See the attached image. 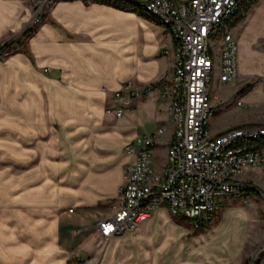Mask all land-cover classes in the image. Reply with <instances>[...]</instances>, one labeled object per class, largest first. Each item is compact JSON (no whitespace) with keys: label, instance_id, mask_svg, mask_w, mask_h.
<instances>
[{"label":"crops","instance_id":"0c3cea01","mask_svg":"<svg viewBox=\"0 0 264 264\" xmlns=\"http://www.w3.org/2000/svg\"><path fill=\"white\" fill-rule=\"evenodd\" d=\"M49 3L25 45L0 58V264H245L256 250L264 253V180H245L253 169L264 177L259 166L239 177L250 185L249 202L219 199L201 227L177 221L161 203L134 229L98 235L95 223L111 213L132 158L125 143L162 124L160 141L170 135L157 83L170 73L172 38L133 5ZM32 6L0 0V40L28 24ZM225 28L237 45V78L220 81L216 67L211 74L212 133L264 122V86L249 81L264 76V0ZM126 81L152 88L121 115L105 112Z\"/></svg>","mask_w":264,"mask_h":264},{"label":"built area","instance_id":"2783aa9c","mask_svg":"<svg viewBox=\"0 0 264 264\" xmlns=\"http://www.w3.org/2000/svg\"><path fill=\"white\" fill-rule=\"evenodd\" d=\"M50 1L32 0L28 24L0 40V56L17 49L21 45L18 39H27L47 11L43 4ZM122 1L138 7L172 38L171 70L157 83L159 96L167 102L171 130L159 170L151 165V153L165 125L125 143L124 150L132 158L122 166L111 213L99 218L95 228L104 238L130 231L161 203L171 214L191 219L197 227L213 216L221 198L248 203L250 185L239 173L248 166L264 168V124L233 125L215 133L207 126L212 110L208 92L212 69L217 68L220 81L237 78V45L225 24L242 0ZM210 43L216 47L212 56ZM249 81L264 86V76H252ZM151 88V84L137 88L126 81L114 91L112 104L104 110L119 116L132 97ZM235 103L245 105L240 99Z\"/></svg>","mask_w":264,"mask_h":264},{"label":"rangeland","instance_id":"374dc122","mask_svg":"<svg viewBox=\"0 0 264 264\" xmlns=\"http://www.w3.org/2000/svg\"><path fill=\"white\" fill-rule=\"evenodd\" d=\"M28 1H30L31 3H32V0H28ZM49 3V2H48ZM34 3H32V5H33ZM50 4V3H49ZM44 5H46V4H43V7H45ZM48 8V7H47ZM32 13H33V7H31V15H32ZM46 13H48V10L47 11H45V14H44V16H43V18L41 19V21L38 23V24H36L34 27H33V31L37 28V26L44 20V18L46 17ZM31 17V16H30ZM32 31V32H33ZM31 32V33H32ZM30 33V34H31ZM14 35V34H13ZM29 37V36H28ZM27 37V38H28ZM16 39H17V37H15ZM27 40V39H26ZM26 40H24V38H20V39H18V41L21 43V45L20 46H18V48L16 49V48H14L13 50H11L10 51V53L9 54H7V55H1L0 56V58H2V57H6V56H8V55H10V54H12V53H14L15 51H17V50H19V49H21L24 45H25V43H26ZM17 41V40H16ZM13 42H15L14 41V39H13V41H11L10 43L12 44ZM215 50H216V47H215V43H210L209 44V53H210V56H212V54L215 52ZM213 70L214 69H212V71H211V73L213 72ZM241 108H243V107H241ZM237 114H238V112H237ZM257 124H264V122H256V123H242V124H240L241 126H250V125H257ZM237 125H239V124H237ZM151 158H152V163H151V165H152V167L155 169V170H159L160 168H161V166H162V163H163V159H164V143H163V141L161 140L159 143H157V145H155V147L152 149V153H151ZM240 175H241V173H239V177H240ZM251 176L252 177H250V176H248V177H246V179L245 180H249V181H254V182H257L258 180L259 181H261V180H264V177L260 174V172L257 170V169H253L252 171H251ZM257 180V181H256ZM244 181V180H243ZM262 192V191H261ZM229 199V198H228ZM258 199H259V203L261 204V207H262V211H261V214H262V219H263V222H262V226H263V228H264V192L262 193V195H258ZM250 200H253L251 197H250ZM219 205H221V203H222V200L220 201L219 200ZM264 241V235H263V238H262V241L261 242H263ZM259 250H256V252L252 255V257H251V259L250 260H248V262H247V264H251V260L252 259H254L255 257H256V253L258 252Z\"/></svg>","mask_w":264,"mask_h":264},{"label":"trees","instance_id":"16d2710c","mask_svg":"<svg viewBox=\"0 0 264 264\" xmlns=\"http://www.w3.org/2000/svg\"><path fill=\"white\" fill-rule=\"evenodd\" d=\"M111 2H112V4H114V6L122 7V8H130L132 6V5H129L128 3H126L125 1H122V0H113ZM254 2H255V0H242V2L238 5L235 14L230 18L231 23L235 22L238 18H240L241 14L243 12H245L248 9V7ZM26 30H27V28H25L24 31H26ZM175 218L179 222H186V223L189 222L188 218L182 217L180 215H175ZM204 224L205 223H200L198 227H201ZM263 256H264V253L262 251H258L256 253V257L251 260V264H257L258 260ZM247 262L245 264H247Z\"/></svg>","mask_w":264,"mask_h":264}]
</instances>
